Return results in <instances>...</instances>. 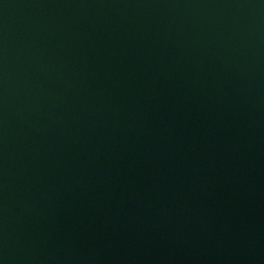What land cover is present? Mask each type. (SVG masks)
Here are the masks:
<instances>
[{
    "label": "water",
    "instance_id": "95a60500",
    "mask_svg": "<svg viewBox=\"0 0 264 264\" xmlns=\"http://www.w3.org/2000/svg\"><path fill=\"white\" fill-rule=\"evenodd\" d=\"M0 264H264V0H0Z\"/></svg>",
    "mask_w": 264,
    "mask_h": 264
}]
</instances>
